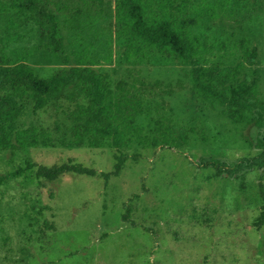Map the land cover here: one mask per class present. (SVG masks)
<instances>
[{
  "label": "rangeland",
  "instance_id": "obj_1",
  "mask_svg": "<svg viewBox=\"0 0 264 264\" xmlns=\"http://www.w3.org/2000/svg\"><path fill=\"white\" fill-rule=\"evenodd\" d=\"M41 1L56 18L55 37L45 21L12 27L11 9L0 15V56L25 63L41 78L82 68L102 73L114 89L135 84L152 108L138 124L150 131L163 119L162 130L180 145L76 146L69 143L73 124L64 115L28 111L22 125L45 128L58 145L0 149L2 175L28 162L52 167L68 161L109 173L117 156L140 158H130L109 181L68 173L48 182L36 176V168L7 181L0 189V264H264V227H253L264 206V168L218 178L214 169L200 166L202 159L230 166L259 162L263 129L253 116L235 122L231 108L194 90L192 67L174 57L149 51L128 61L115 0ZM193 5L190 34L212 46L216 68L243 67L232 87L257 80L264 114V0Z\"/></svg>",
  "mask_w": 264,
  "mask_h": 264
},
{
  "label": "trees",
  "instance_id": "obj_2",
  "mask_svg": "<svg viewBox=\"0 0 264 264\" xmlns=\"http://www.w3.org/2000/svg\"><path fill=\"white\" fill-rule=\"evenodd\" d=\"M8 3H11L10 6ZM41 5V0H0V15H9L11 9H14V19H9L12 27L48 22L52 26V36L55 37L56 18ZM115 10L118 32L126 43L124 57L128 61L143 59L147 52L157 51L160 55L187 63L192 67L194 90L231 108V118L235 122L250 113L254 123L263 129L256 144L261 158L259 162L242 160L230 166L218 159H202L201 168L214 169L218 178L224 175L229 178L243 176L245 171L256 166L264 168V114L257 100L258 82L256 79L243 80L238 87H232L233 78L242 74L243 67L229 70L214 66L211 59L212 46L206 41L193 38L189 31L190 14L196 11L193 0H115ZM13 36L19 37L18 33H13ZM246 52L251 58L256 56L255 52ZM50 109L58 116L64 115L73 124L69 143L76 146L123 150L130 148L134 142L154 148L163 144L180 145L178 139L162 130L163 119L156 121L155 128L150 131L138 124V118L150 114L152 108L146 104L145 95L135 84L121 85L114 89L105 82L102 73L82 68L60 70L49 78H41L25 63L0 56V149L58 145L45 128L34 125L27 127L21 123L28 111L36 116ZM130 158L137 161L140 155L117 156L114 169L109 173H99L74 161L52 167L28 162L15 172L0 174V189L7 181L33 168H36L39 179L48 182H55L68 173L100 176L109 181L121 175ZM259 193L264 201L262 181L259 183ZM130 214L129 207L124 215L125 221L130 220ZM253 227L258 231L264 227V206L254 220Z\"/></svg>",
  "mask_w": 264,
  "mask_h": 264
}]
</instances>
